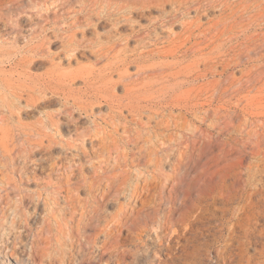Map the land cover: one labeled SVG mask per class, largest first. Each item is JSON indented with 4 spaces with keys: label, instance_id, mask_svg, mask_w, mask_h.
Returning a JSON list of instances; mask_svg holds the SVG:
<instances>
[{
    "label": "bare ground",
    "instance_id": "bare-ground-1",
    "mask_svg": "<svg viewBox=\"0 0 264 264\" xmlns=\"http://www.w3.org/2000/svg\"><path fill=\"white\" fill-rule=\"evenodd\" d=\"M114 2H101L97 9L92 6L96 2L83 4L65 20L58 13L65 8L70 13V6L45 4L41 13L39 3L0 2V206L11 195L23 202L19 184L30 177L23 160L34 150L47 153L58 146L61 154L48 164L43 188L52 202L49 230L51 221L58 227L76 221L77 230L100 224L103 205L122 197L126 203L109 216L113 225L150 222L165 231L176 217L192 215L209 195L208 161L194 166L195 175L188 164L196 154L207 159L212 131L222 135L229 127L242 128L246 140L255 136L252 143H261L256 126L235 125L237 117L213 103L226 106L264 86V30L252 31L255 22H264L263 2ZM25 19L27 26L21 24ZM85 53L94 59L88 66L61 68ZM37 67L44 71L33 73ZM130 67L135 68L132 74L127 73ZM77 79L83 88L74 91L71 84ZM118 87L120 96L114 93ZM56 94L62 99L57 112L20 122ZM101 108L106 111L94 113ZM166 108H171L169 115L162 114ZM74 110L91 117L89 125L74 126L69 140L61 142L55 136L59 117H72ZM85 167L90 176L82 174ZM60 171L63 176L50 182V174ZM81 190L87 199L77 198ZM236 193L227 195L229 200ZM11 259L18 261L17 256Z\"/></svg>",
    "mask_w": 264,
    "mask_h": 264
},
{
    "label": "rangeland",
    "instance_id": "rangeland-1",
    "mask_svg": "<svg viewBox=\"0 0 264 264\" xmlns=\"http://www.w3.org/2000/svg\"><path fill=\"white\" fill-rule=\"evenodd\" d=\"M9 1L0 0L7 3ZM17 1L30 6L32 3H39L41 13L45 4L70 6V13L66 14V8L64 12L58 13V18L65 20L83 4L92 5L96 2L92 6L97 9L101 2L100 5L103 6V3L113 4L119 0ZM260 1L264 4V0H259L258 4H261ZM21 24L27 26L26 19ZM97 30L99 34L104 33L100 27ZM263 30L264 22L254 23L252 31ZM173 31L177 32L178 29ZM86 36L90 38L92 34L89 32ZM131 45L133 43L129 44L130 48ZM56 47L57 44L53 50ZM93 61L85 53L84 57L77 55L71 67L63 62L61 68L69 71L77 66H88ZM43 71L41 67L32 70L35 74ZM134 71L135 68L130 67L127 73L132 74ZM235 76L240 74L235 73ZM71 88L74 91L82 89V80L77 79L71 84ZM114 93L122 95V88H116ZM56 95L51 97L53 100L51 99L50 104H42V107L23 114L20 122L33 123L44 111L57 112L62 99ZM213 107H226L230 114L237 117L234 118L237 126H256L261 143H252L255 136L246 140L247 134H240V131H244L242 128L229 127V131L222 135L217 130L212 131L210 145L207 146V159L202 154H196L188 164L191 167L190 174L195 175L194 166L208 161L206 169L211 172L207 176L210 186L206 191L209 192V197L188 218L176 217L174 225L167 227L165 231L154 228L150 222L147 226H115L110 222L109 216L114 214L119 203H126L127 200L120 197L103 205L100 224L80 226L77 230L76 221L68 225L61 222L60 227L51 221L49 230L47 224L52 202L50 198L47 199L48 192L45 193L43 188L49 180L48 164L57 160L61 149L55 146L53 151L47 153L34 150L23 160L30 176L19 184L23 202H19L18 195H11L6 205L0 206V264H32L35 261L45 264H264V86L254 96L231 101L226 106L217 101L213 103ZM105 111L102 108L95 109L94 113ZM170 111L171 108H166L162 110V114L169 115ZM90 120L91 117L77 110H74L72 117L60 116L61 126L55 136L61 142L69 140L74 126L85 127ZM203 127L206 128L207 124H203ZM235 141L240 144L237 145ZM121 151H125L124 147ZM23 161L19 165H23ZM82 174L90 176L91 171L85 167ZM50 176V182L53 183L63 174L60 171ZM235 190L237 197L229 200L227 195L233 194ZM85 191H79L77 198L87 199ZM57 198L60 206L64 205L61 196L57 195ZM44 202H47L46 205ZM132 203L137 208L142 206L139 201ZM225 207L231 211H226ZM11 256L18 257L17 263Z\"/></svg>",
    "mask_w": 264,
    "mask_h": 264
}]
</instances>
